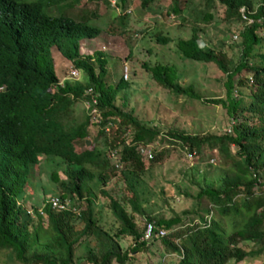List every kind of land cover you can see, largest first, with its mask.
<instances>
[{"label": "trees", "instance_id": "obj_1", "mask_svg": "<svg viewBox=\"0 0 264 264\" xmlns=\"http://www.w3.org/2000/svg\"><path fill=\"white\" fill-rule=\"evenodd\" d=\"M76 1L0 0V249L8 250L17 264H111L112 260L134 264L137 255L132 252L148 248L155 239L178 255L172 264H228L263 251L264 50L260 45L264 0H169L164 10L158 0H139V7L147 13H154V3L163 14L190 24V34L174 41L181 57L213 62L222 72L224 96L204 99L224 105L234 121L229 132L202 135L170 129L162 132L125 108V96L115 103L117 91L128 85L126 77L120 71L109 83L105 52L81 53L79 40L93 38L102 29L126 33V9L131 0H114L113 4L103 0L109 5L106 23L103 18L94 20L96 13L88 9L65 13ZM50 6L57 7L58 13H48ZM240 7L250 21L243 20ZM229 22H241L236 32V60L224 50L232 45L223 40ZM206 23L214 28V44L201 37L199 24ZM170 38L161 32L153 35L156 43ZM52 46L76 67L78 79L58 83ZM140 64L174 95L201 99L191 83L177 80L172 63ZM89 97L94 98L91 106L99 118L96 124L84 105L80 111L74 109L76 102ZM90 125L96 127L92 137ZM170 137L193 153L203 146L216 149L226 166L215 184L197 189L189 209L165 217L145 209L134 185L148 167L168 156L170 148L160 144L152 148L149 159H142L136 147L155 139L171 141ZM231 143L233 150L229 149ZM110 150L119 157L122 168L113 165L107 156ZM113 177L124 181L129 195L107 192ZM29 184L40 187L44 216L35 204L25 205ZM93 187L99 189L101 204L116 219L114 229L97 222ZM48 191L46 197L69 198L77 211L51 208L44 198ZM202 197L206 205H201ZM124 203L129 204L128 209ZM135 215L143 216L141 228ZM75 219L82 222L79 228L73 226ZM145 220H152L154 230L162 227L164 233L142 238ZM121 235L130 237L129 246L121 247ZM242 241L253 247H243Z\"/></svg>", "mask_w": 264, "mask_h": 264}, {"label": "rangeland", "instance_id": "obj_2", "mask_svg": "<svg viewBox=\"0 0 264 264\" xmlns=\"http://www.w3.org/2000/svg\"><path fill=\"white\" fill-rule=\"evenodd\" d=\"M158 2L164 6L162 9L164 10L169 0H158ZM110 6L112 5L110 4ZM133 6L135 9L132 8ZM106 7L109 8V5L103 0H78L70 8H67L65 13L73 15L80 13L81 9H88L96 13V16L93 17L94 20L103 18L106 23L107 17H109ZM128 7L130 11H128ZM113 9L115 10L114 7ZM152 9L155 10L154 13H147L144 8L139 7V0H131V5L126 9L128 27L126 33L112 34L102 29L93 38L80 39L79 51L89 53L93 49H100L105 52L109 83H113L120 71L123 74L126 69L128 85L117 91L114 101L118 104L125 96V108H131L132 114L141 121L154 125L162 132L167 129L199 135L229 132L227 128L231 127L230 123L234 119L226 112L225 106L205 101V99L224 96V87L221 81L222 72L213 62L192 61L189 58L181 57L175 49L174 41L179 36L185 37L190 34V24L172 14H163L162 10L159 11L160 7H156L154 3ZM58 11V8L54 6L47 8V12L50 14H56ZM89 15L94 16L92 13ZM214 24L223 26L220 22ZM240 24L241 22L227 23L228 33L223 36V40L232 44L231 47L224 46V50L233 60L237 59L238 36L231 34L237 32ZM199 26L202 28L200 29L201 37L205 40L211 39L210 42L214 44L212 25L206 23L199 24ZM157 32L166 33L171 37L170 40L165 43H156L153 35ZM216 41L215 44H217ZM198 42L200 45L203 43L202 40H198ZM260 46V50H264V36ZM50 50L58 80L70 79L71 77H68L67 73L73 66L71 62L62 56L54 46ZM142 61L148 64H152L154 61L172 63L177 71V80L181 84L191 83L193 90L200 95L201 99L183 94L174 95L151 78L141 66ZM78 74L80 73L78 72ZM77 76L74 78L80 77L77 78ZM243 90L245 89L243 88ZM83 105L85 107L86 103L76 102L74 109L80 111ZM237 117L239 118V113ZM95 129L94 125L88 126L90 137L95 133ZM165 138L169 139V136L165 134ZM170 140L155 139L151 142L152 144L150 143L153 149L160 144L164 146L168 144L169 154L160 163L148 167L142 173L141 179L138 178V184L134 185L145 209L165 217L179 213L182 209H189L194 202V194L197 189L206 183L215 184L226 166V163L222 164L216 149L203 146L200 152L187 155L177 140L172 141V137ZM229 147L231 150L235 148L232 143ZM122 166L115 167L122 168ZM40 179L42 182L45 181L43 173H40ZM115 179L117 178L113 177L109 182L107 192L117 194V196L129 195L130 190L126 188L124 181L121 178ZM93 190L97 195H95L93 206L97 222L106 229H114L117 224L116 219L108 206L101 204L102 194L99 193V189L93 187ZM185 192L189 195H186ZM25 194H27L25 205L28 208L35 204L38 209H41L43 201H41L42 195L38 185L32 188V185L29 184L25 189ZM48 194H50L49 191L45 193L44 198ZM92 196L94 198V195ZM200 203L201 205L207 204L204 197L201 198ZM124 204L128 209L129 204ZM79 206H83V202ZM42 216H44L43 212ZM183 217L186 221L185 216ZM135 221L137 227L141 228L143 216L135 215ZM81 224L82 222L77 219L73 222L75 228H79ZM118 240L121 247L125 248L129 246L131 239L128 235H121ZM241 245L245 248L253 247L251 242L242 241ZM132 254L137 255L134 264H172L178 258L175 252L167 250L158 239L151 242L148 248L133 251ZM0 264H17V261L9 255L8 250L0 249ZM111 264L117 263L112 260ZM228 264H264V250Z\"/></svg>", "mask_w": 264, "mask_h": 264}, {"label": "built area", "instance_id": "obj_3", "mask_svg": "<svg viewBox=\"0 0 264 264\" xmlns=\"http://www.w3.org/2000/svg\"><path fill=\"white\" fill-rule=\"evenodd\" d=\"M111 4H113L114 0H109ZM240 10V15L243 18L245 22L250 21V18L246 17V15L243 12V7L239 8ZM236 33H233L232 36H235ZM78 75V70L76 67L71 66L67 76L68 77H76ZM123 77H126V69H124L123 72ZM63 80L59 79L58 83H61ZM86 91H89V88L86 89ZM83 102L86 103L85 107L88 108V113L90 115V120L92 123H97L99 121V118L97 116V111L94 106H91V102H94L93 97L85 98L83 99ZM106 129V127H105ZM230 128H227V131H229ZM151 143V142H150ZM138 143L137 145V151L140 154L142 159H149L152 156V143ZM185 152H187V155H191L193 152L192 151H187L184 149ZM107 156L112 159V163L114 166H120V161L119 157H117L116 154L113 153V151H108ZM45 201L49 203V206L55 210H70V211H77L76 205L71 203L70 199L67 197H59L58 195H49L48 197L45 198ZM30 211V210H28ZM37 211L42 213L40 209L37 208ZM31 212V211H30ZM154 235H162L164 233V229L162 227H158L157 229L154 230V222L152 220H145L143 224V232H142V238L146 239L148 238L151 234ZM227 264V263H224Z\"/></svg>", "mask_w": 264, "mask_h": 264}]
</instances>
